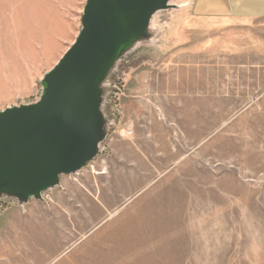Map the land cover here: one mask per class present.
Instances as JSON below:
<instances>
[{
  "label": "rangeland",
  "instance_id": "rangeland-1",
  "mask_svg": "<svg viewBox=\"0 0 264 264\" xmlns=\"http://www.w3.org/2000/svg\"><path fill=\"white\" fill-rule=\"evenodd\" d=\"M191 1L114 66L102 151L29 201L44 219L0 264H264V19L195 18ZM85 2L0 0V110L39 99Z\"/></svg>",
  "mask_w": 264,
  "mask_h": 264
},
{
  "label": "water",
  "instance_id": "water-1",
  "mask_svg": "<svg viewBox=\"0 0 264 264\" xmlns=\"http://www.w3.org/2000/svg\"><path fill=\"white\" fill-rule=\"evenodd\" d=\"M172 0L108 4L86 0L78 36L41 79L38 100L2 109L14 118L0 141V201L24 206L61 187L62 177L83 170L102 151L108 135L106 85L114 66L137 44L152 37L154 16ZM60 68L54 73V69ZM87 113L90 135L79 146L77 130L65 118Z\"/></svg>",
  "mask_w": 264,
  "mask_h": 264
},
{
  "label": "crops",
  "instance_id": "crops-1",
  "mask_svg": "<svg viewBox=\"0 0 264 264\" xmlns=\"http://www.w3.org/2000/svg\"><path fill=\"white\" fill-rule=\"evenodd\" d=\"M191 12L193 17L203 19H264V0H192ZM55 193L51 192L54 199ZM44 214V203L36 200L25 210L13 205L4 209L0 213V251L18 245L21 236L28 234L24 229L38 218L44 219Z\"/></svg>",
  "mask_w": 264,
  "mask_h": 264
},
{
  "label": "snow or ice",
  "instance_id": "snow-or-ice-1",
  "mask_svg": "<svg viewBox=\"0 0 264 264\" xmlns=\"http://www.w3.org/2000/svg\"><path fill=\"white\" fill-rule=\"evenodd\" d=\"M88 2H91V0H88ZM99 2L104 5H108L112 3L134 5V4H139L141 0H99ZM53 71L54 73L59 72L60 68L57 67ZM65 118L70 122H72V124L77 130L78 145L79 146L86 145L90 135V127L88 123L87 113L77 109H72L66 114ZM13 119L14 118L11 116V114H8L3 110H0V141H2L3 138L6 122L11 123Z\"/></svg>",
  "mask_w": 264,
  "mask_h": 264
},
{
  "label": "built area",
  "instance_id": "built-area-1",
  "mask_svg": "<svg viewBox=\"0 0 264 264\" xmlns=\"http://www.w3.org/2000/svg\"><path fill=\"white\" fill-rule=\"evenodd\" d=\"M131 132V131H130Z\"/></svg>",
  "mask_w": 264,
  "mask_h": 264
}]
</instances>
